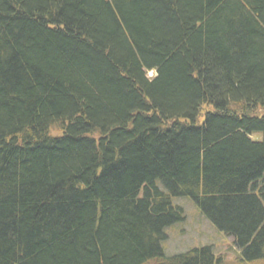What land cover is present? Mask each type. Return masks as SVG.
Masks as SVG:
<instances>
[{"label":"trees","instance_id":"obj_1","mask_svg":"<svg viewBox=\"0 0 264 264\" xmlns=\"http://www.w3.org/2000/svg\"><path fill=\"white\" fill-rule=\"evenodd\" d=\"M177 198L264 264V0H0V264H230Z\"/></svg>","mask_w":264,"mask_h":264},{"label":"rangeland","instance_id":"obj_2","mask_svg":"<svg viewBox=\"0 0 264 264\" xmlns=\"http://www.w3.org/2000/svg\"><path fill=\"white\" fill-rule=\"evenodd\" d=\"M154 75V72L148 74L149 78ZM160 188L163 189L161 185ZM173 202L184 211V220L167 230V241L163 244L166 255L170 257L209 246L216 257L232 264L240 255L233 240L217 231L190 199L177 198Z\"/></svg>","mask_w":264,"mask_h":264}]
</instances>
